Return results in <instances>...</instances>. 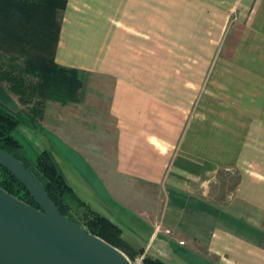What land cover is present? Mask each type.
<instances>
[{
    "label": "crops",
    "instance_id": "1",
    "mask_svg": "<svg viewBox=\"0 0 264 264\" xmlns=\"http://www.w3.org/2000/svg\"><path fill=\"white\" fill-rule=\"evenodd\" d=\"M54 61L35 121L142 257L264 264V0H67Z\"/></svg>",
    "mask_w": 264,
    "mask_h": 264
},
{
    "label": "trees",
    "instance_id": "2",
    "mask_svg": "<svg viewBox=\"0 0 264 264\" xmlns=\"http://www.w3.org/2000/svg\"><path fill=\"white\" fill-rule=\"evenodd\" d=\"M67 0H0V51L7 57L22 59L20 64L7 62L0 65V80L7 89L18 95L26 104L36 97L30 107L31 116L45 99H76L80 80L74 69L59 66L54 61V52L59 37L61 17ZM22 116L10 111L0 102V146L15 157L36 176L61 213L120 248L130 259L141 254L122 236L119 225L107 216L83 211L77 214L67 198L72 188L57 168L51 152L44 148L34 157L23 151L24 144L14 135ZM0 186L38 207L35 199L21 182L4 166L0 165ZM78 205H85L79 202ZM142 264H167L160 258L143 256Z\"/></svg>",
    "mask_w": 264,
    "mask_h": 264
},
{
    "label": "water",
    "instance_id": "3",
    "mask_svg": "<svg viewBox=\"0 0 264 264\" xmlns=\"http://www.w3.org/2000/svg\"><path fill=\"white\" fill-rule=\"evenodd\" d=\"M0 165L38 204L0 186V264H141L61 213L36 176L1 146Z\"/></svg>",
    "mask_w": 264,
    "mask_h": 264
},
{
    "label": "rangeland",
    "instance_id": "4",
    "mask_svg": "<svg viewBox=\"0 0 264 264\" xmlns=\"http://www.w3.org/2000/svg\"><path fill=\"white\" fill-rule=\"evenodd\" d=\"M15 62L16 64H20L22 62L21 57L15 56V58L7 57L6 54L0 51V65L2 67L6 66L7 62ZM6 88V89H4ZM0 102L6 107V109L17 112L15 105L13 103L12 97L9 94V90L7 89V83L5 81L0 80ZM80 117H83L79 115ZM21 122L18 124L16 127L15 131L13 132L14 135L20 139V141L24 144L23 151L27 152L29 155L34 157V155L44 149L43 145H46L47 147L52 148L54 152H56L55 159L54 155L52 154L57 168L61 171V166L63 168V171L66 173L67 181L74 186V189L72 188V193H70L69 198H67L69 204L72 205L73 210L77 214H81L83 211L91 212V213H98V214H103L107 216L110 220L113 221V219L110 218L111 214L102 208L101 204L99 201H97L93 196L89 195L88 193L84 192L83 189L77 185V175H71L69 172L65 169L67 166H71L67 164V159H65L64 154L59 151V146H58V141L52 135L50 131L44 130V128L40 127L38 123H36L35 117L28 115V114H23L21 118ZM52 145V146H51ZM47 149V148H46ZM62 173V172H61ZM63 174V173H62ZM64 177V175H63ZM65 182L68 184L66 181V178L64 177ZM84 202L85 205H78V203ZM106 203L103 202V205ZM109 209V205H107ZM110 215V216H109ZM114 222V221H113ZM116 223V222H114ZM127 225H131L130 220L125 222ZM117 224V223H116ZM118 225V224H117ZM121 228V227H120ZM125 229V228H124ZM122 230V228H121ZM122 236L124 237L122 231H121ZM125 238V237H124ZM118 248V247H117ZM120 249V248H119ZM121 250V249H120ZM123 251V250H122ZM125 253V252H124ZM127 255V254H126ZM138 259L142 260V255L137 254L134 259H130L131 261H137ZM139 261V260H138ZM142 263V261H140ZM168 264H190L188 261H184V263H180L176 256L172 255V258H170L167 261ZM193 264H197L195 260L191 262Z\"/></svg>",
    "mask_w": 264,
    "mask_h": 264
},
{
    "label": "built area",
    "instance_id": "5",
    "mask_svg": "<svg viewBox=\"0 0 264 264\" xmlns=\"http://www.w3.org/2000/svg\"><path fill=\"white\" fill-rule=\"evenodd\" d=\"M167 231H169V230H167ZM138 260H139V261H138ZM138 260H137L136 262H139V263H141V262H140L141 260H140V259H138ZM141 264H142V263H141Z\"/></svg>",
    "mask_w": 264,
    "mask_h": 264
}]
</instances>
